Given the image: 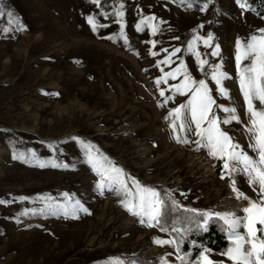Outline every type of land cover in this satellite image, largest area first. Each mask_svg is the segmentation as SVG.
Listing matches in <instances>:
<instances>
[{
	"label": "rangeland",
	"instance_id": "rangeland-1",
	"mask_svg": "<svg viewBox=\"0 0 264 264\" xmlns=\"http://www.w3.org/2000/svg\"><path fill=\"white\" fill-rule=\"evenodd\" d=\"M122 2L127 45L118 35L114 17L105 21L98 16L109 26L92 32L85 17L99 9L89 0H0L4 6L0 15V200L8 201L0 204V264H142L143 260L160 264L162 256L169 264H179L173 247L153 242L154 237L170 238L168 233L141 224L107 188L100 195L99 177L84 162L72 136L91 142L141 184L171 191L184 206L243 215L244 202L236 199L228 176L221 179L222 161L210 158L205 149L197 150L191 133L189 143H178L173 137L164 116L186 97L177 95L159 107L157 102L163 98L155 78L161 75L160 67L165 71L175 67L177 57L184 59L195 78H204L194 56L184 49L194 34L206 36L211 31L220 57H212L211 48L200 42L194 46L207 54L209 62L221 61L229 74L223 83L243 123L233 121L223 127L254 156L247 148L244 124L248 117L235 79L234 54L236 38L246 39L264 27V15L250 0V7L243 10L236 0H212L204 12L199 8L205 0ZM188 3L193 6L188 8ZM141 15H154L165 23L154 36L146 26L137 32L135 24ZM17 21L25 25L23 31H3L14 29ZM114 33V40L105 38ZM149 39L157 44H147ZM149 47L158 55H149ZM173 47H181L173 63L157 67L156 60L165 55L160 49ZM208 82L214 90L210 78ZM160 87L171 95L163 82ZM53 92L58 95L48 94ZM214 99L228 103L219 95ZM28 149L34 150L44 167L13 159L14 153ZM50 158L69 167H52ZM235 179L241 191L255 198L246 176L237 174ZM61 193L79 200L90 214L79 212L75 219L62 213L23 214L40 209L45 196L64 200ZM20 196L30 199L21 201ZM234 202L240 205L233 206ZM209 255L213 260L226 259L216 250Z\"/></svg>",
	"mask_w": 264,
	"mask_h": 264
},
{
	"label": "snow or ice",
	"instance_id": "snow-or-ice-1",
	"mask_svg": "<svg viewBox=\"0 0 264 264\" xmlns=\"http://www.w3.org/2000/svg\"><path fill=\"white\" fill-rule=\"evenodd\" d=\"M89 2L99 9V12L88 14L85 19L93 33L100 28H107V23H102L97 17H103L105 21L114 17V23L119 26V37L127 45V36L125 34L124 22V4L122 0H112L109 5L107 0H89ZM184 0H181L183 3ZM212 0H205L199 10L204 12ZM236 3L243 10L249 8L247 0H236ZM192 3L187 7L191 8ZM4 6L0 4V15H3ZM12 12L8 16L12 17ZM12 20L9 19V24ZM164 21H157L154 15H141L135 24L137 32L144 31L145 26L150 36H154L160 31L159 25ZM203 25H198L192 31L196 33ZM25 25L17 21L14 29L5 27V33L9 31H23ZM107 39L114 40L116 34H111ZM179 39V37H173ZM213 33L209 31L206 36L194 34L187 41L184 49L191 53L195 58L196 67L200 70L204 78H195L189 71L188 66L182 57H177L179 63L169 71H165L161 65H171L173 57L181 51V47H173L170 51L161 48L160 52L165 55L162 59L156 60V66L160 67L161 75L155 78V84L163 101H158L159 107H164L169 101L175 99L177 95L186 97L183 102L167 109L164 120L169 121L168 127L171 129L173 137L178 143H189L187 134L195 136V145L197 150L205 149L207 155L214 159L222 161L221 179L225 176L229 178V186L235 194L236 199L244 202L240 209L243 215H237L235 211H214L200 210L183 206L171 191L166 190L163 193L155 187L141 184L134 177L127 176L122 168L114 164L104 156L98 148H95L91 142L84 141L77 136L70 137L71 140L80 145L84 162L91 170L96 173L99 179L96 181V188L100 195L104 194L105 188L120 197L119 203L126 211L134 217L139 218L141 224L148 227H158L161 232L169 233L170 238L161 239L154 237L153 242L157 245H169L173 247L176 261L179 264H264V27L256 29V32L249 35L246 39L237 37L235 40V79L239 86L240 94L243 98L245 115L248 117L244 124L245 134L248 136V149L255 154L250 155L241 145L235 141L229 131L223 127L233 121L243 123L238 114L237 107L231 103L229 90L224 86L223 81L230 78L229 74L223 71L221 61L209 62L207 54H201L194 46V42H200L205 48H211L212 57H220L219 44H212ZM147 44L155 46L157 41L147 40ZM149 47L148 53L157 56L158 53ZM207 66V71L205 67ZM180 77L178 83H168L169 79L175 81ZM215 84L213 90L209 86V80ZM167 85L171 95L165 94V89L161 88V83ZM49 95H58V93H48ZM214 95L225 98L228 103H217ZM218 113H223L220 116ZM178 125V127H177ZM179 133H184L181 137ZM13 159H20L25 163H38L44 167L45 163L40 160L33 149H28L27 153L13 154ZM52 167H64L69 165L60 164L52 160L48 161ZM243 174L247 177V183L255 193V198L248 196L237 187L236 175ZM131 180V186L128 181ZM181 196L185 193L181 192ZM64 200H54L50 196L41 199L42 207L40 209L25 210L23 214L27 215L29 211L33 215H58L63 214L65 218H78V213L90 214L89 209L79 200H74L69 193H61ZM17 199L29 200V197L20 196ZM8 201L0 200V204ZM171 208L175 213L177 209H182L187 215H174L172 224H167L168 211ZM215 220L220 225V231L227 240V246L219 251V255L226 258L213 260L210 253L215 250L206 246L205 242L190 239V233L207 232L211 221ZM259 226V227H258ZM243 229L241 231L240 229ZM175 233V236H171ZM187 241L188 250L182 249L181 245ZM169 255L168 253L165 254ZM194 257V258H193ZM123 264V262H118ZM160 264H169L165 257H160Z\"/></svg>",
	"mask_w": 264,
	"mask_h": 264
},
{
	"label": "trees",
	"instance_id": "trees-1",
	"mask_svg": "<svg viewBox=\"0 0 264 264\" xmlns=\"http://www.w3.org/2000/svg\"><path fill=\"white\" fill-rule=\"evenodd\" d=\"M252 6L256 8L259 14L264 15V0H250ZM166 191L164 188H160V192L163 193ZM184 206V205H183ZM187 207V206H185ZM191 208V207H188ZM174 215L184 216L187 213L183 212L182 209H177L175 213L172 212L171 208L168 211V219L167 224L170 227L172 224V218ZM169 234V233H168ZM170 235V234H169ZM175 233H171V236H175ZM190 239H195L198 242L203 241L205 242L206 246L213 248L216 251H220L222 248L227 246V240L224 234L220 231V225L215 220L211 221L208 227L207 232H196L195 230L190 233ZM183 250L188 249L187 241L181 245ZM142 264H155L150 260H143L141 261Z\"/></svg>",
	"mask_w": 264,
	"mask_h": 264
},
{
	"label": "bare ground",
	"instance_id": "bare-ground-1",
	"mask_svg": "<svg viewBox=\"0 0 264 264\" xmlns=\"http://www.w3.org/2000/svg\"><path fill=\"white\" fill-rule=\"evenodd\" d=\"M239 206L240 205V203L239 202H234V205L233 206Z\"/></svg>",
	"mask_w": 264,
	"mask_h": 264
}]
</instances>
